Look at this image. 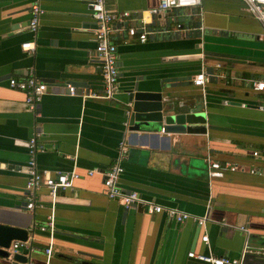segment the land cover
Returning <instances> with one entry per match:
<instances>
[{
  "label": "crops",
  "instance_id": "1",
  "mask_svg": "<svg viewBox=\"0 0 264 264\" xmlns=\"http://www.w3.org/2000/svg\"><path fill=\"white\" fill-rule=\"evenodd\" d=\"M32 1L0 0V224L27 229L34 246L18 254L46 262L50 234L40 226L54 212L51 264H210L190 252L245 255L244 264H264V158L253 154L264 153V90L253 88L264 81L260 21L239 0H202L156 16L150 10L158 0H106L107 9L130 12V25L143 19L153 33L141 41L125 29L114 31L120 91L112 99L84 98L83 92L101 95L104 88L92 0H41L36 32L29 28ZM27 41L36 42L35 51L23 49ZM201 71L209 77L203 87L193 82ZM31 74L48 86L36 110L25 92L9 86L11 77ZM68 84L77 94L66 92ZM133 91L161 92L181 112H206L207 131L133 130L127 117ZM34 136L44 146L37 154L42 173L55 177L77 168L81 175L55 199L41 187L29 211ZM210 159L237 169L213 177ZM118 162L124 190L208 215L206 227L108 198L101 171ZM90 169L97 172L89 175ZM10 247L0 264H10Z\"/></svg>",
  "mask_w": 264,
  "mask_h": 264
},
{
  "label": "built area",
  "instance_id": "2",
  "mask_svg": "<svg viewBox=\"0 0 264 264\" xmlns=\"http://www.w3.org/2000/svg\"><path fill=\"white\" fill-rule=\"evenodd\" d=\"M41 0H33L31 3V18L29 21V28L36 32L39 28L43 9L40 5ZM106 0H92L90 7L92 9V16L97 23L96 35V53L100 59L103 77L104 88L101 95L93 92H83L81 95L84 98H104L112 99L120 91L119 86V69H118V49L117 45L112 39L114 31L121 29L127 30L131 36L138 35L141 41H145L148 36L153 33L146 22L142 19L139 26L129 24L131 13L128 11L115 12L107 9L105 5ZM242 1L246 9L255 16L264 28V0H239ZM202 4V0H158V6L151 9L153 15H159L171 9H192ZM179 26H181L179 24ZM24 50L33 52L36 50L35 41H27L22 44ZM206 72L201 71L193 78V82L197 86H204L208 80ZM9 86L11 88L23 91L26 93V102L29 107L36 110L43 95L47 92L48 86L41 81L34 74L27 78L18 79L11 77L9 79ZM71 94H77V90L71 84H68ZM255 91L264 90V81H255L253 84ZM229 103L228 100L225 101ZM261 108H264L261 106ZM164 131V130H162ZM44 149V146L38 142V137L34 136L29 140V161L27 164V181H26V208L29 211H34L37 205V192L41 187H46L50 195L55 199L59 192L70 189L74 186L80 173L75 168L71 173H58L55 177L47 176L38 169L37 154ZM126 147L122 145V152H126ZM254 156L264 158V153L254 151ZM210 175L213 177H223L227 170L235 171L237 165L233 163L222 164L219 161L210 159ZM125 168L121 162L116 163L107 170L101 171L103 174L104 186L106 188L107 197L118 201L126 208H139L148 214H166L169 218L177 222H185L188 220L195 221L200 227H206L208 215L196 216L185 212L177 207L166 206L154 200L146 199L138 191H126L120 186V178L124 173ZM255 171V169L253 170ZM97 169L88 170L89 175H93ZM40 229L47 231L50 234L49 246L45 248L46 262L44 264H51L53 255L54 236L56 233L55 227V213L52 212L44 225ZM205 242L208 241V236L205 234L202 238ZM20 249L34 250V246L30 241H16L10 249L9 254L12 256L10 264H34L30 259L20 261L15 259ZM190 257L208 262L210 264H244L245 255L241 258L230 259L223 257H216L213 255L189 253Z\"/></svg>",
  "mask_w": 264,
  "mask_h": 264
},
{
  "label": "water",
  "instance_id": "3",
  "mask_svg": "<svg viewBox=\"0 0 264 264\" xmlns=\"http://www.w3.org/2000/svg\"><path fill=\"white\" fill-rule=\"evenodd\" d=\"M69 92V89L66 90ZM131 102L128 110L129 125L133 130L152 131L164 130L172 133H205L207 131L206 112L178 111L177 106L170 97H165L161 92L130 93ZM27 229L0 224V254L7 256V248L12 241H27L29 234ZM18 260L26 258L17 254ZM86 264L89 262H85Z\"/></svg>",
  "mask_w": 264,
  "mask_h": 264
}]
</instances>
